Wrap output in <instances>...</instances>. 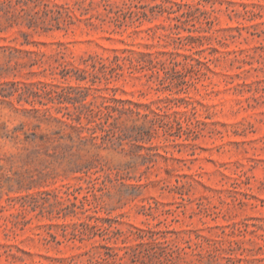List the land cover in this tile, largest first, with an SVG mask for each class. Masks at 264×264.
<instances>
[{
  "label": "rangeland",
  "instance_id": "obj_1",
  "mask_svg": "<svg viewBox=\"0 0 264 264\" xmlns=\"http://www.w3.org/2000/svg\"><path fill=\"white\" fill-rule=\"evenodd\" d=\"M0 264H264V0H0Z\"/></svg>",
  "mask_w": 264,
  "mask_h": 264
}]
</instances>
